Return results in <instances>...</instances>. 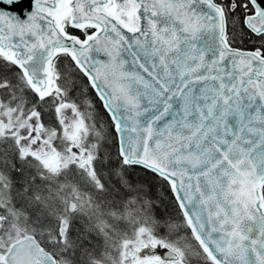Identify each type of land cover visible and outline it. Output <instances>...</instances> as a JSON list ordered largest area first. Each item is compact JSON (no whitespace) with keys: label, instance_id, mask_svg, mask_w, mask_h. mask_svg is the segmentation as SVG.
I'll return each instance as SVG.
<instances>
[{"label":"snow or ice","instance_id":"6c2138e0","mask_svg":"<svg viewBox=\"0 0 264 264\" xmlns=\"http://www.w3.org/2000/svg\"><path fill=\"white\" fill-rule=\"evenodd\" d=\"M26 2L0 0V264H264V0Z\"/></svg>","mask_w":264,"mask_h":264},{"label":"water","instance_id":"95a60500","mask_svg":"<svg viewBox=\"0 0 264 264\" xmlns=\"http://www.w3.org/2000/svg\"><path fill=\"white\" fill-rule=\"evenodd\" d=\"M27 6L28 5H27L26 0H21V3L19 5H14L13 7L17 8V11H21L22 9L26 8ZM6 7H7L6 5L0 4V8H6Z\"/></svg>","mask_w":264,"mask_h":264},{"label":"trees","instance_id":"16d2710c","mask_svg":"<svg viewBox=\"0 0 264 264\" xmlns=\"http://www.w3.org/2000/svg\"><path fill=\"white\" fill-rule=\"evenodd\" d=\"M167 202V201H166Z\"/></svg>","mask_w":264,"mask_h":264}]
</instances>
